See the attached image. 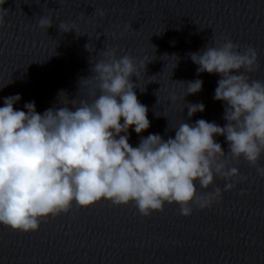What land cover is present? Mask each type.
<instances>
[{
  "label": "water",
  "instance_id": "1",
  "mask_svg": "<svg viewBox=\"0 0 264 264\" xmlns=\"http://www.w3.org/2000/svg\"><path fill=\"white\" fill-rule=\"evenodd\" d=\"M42 15L53 19L47 31L38 27ZM0 16V107L16 94L21 100L14 109L26 111L25 103L35 101L41 114L59 103L62 91L90 100L78 82L92 75L107 48L148 62L139 80L132 77L150 121L140 135L129 129L134 147L150 133L174 137L172 129L184 122L227 123L224 102L214 99L219 74L198 75L190 53L224 37L241 51L252 46L260 67L248 75L264 81V0H5ZM61 22L75 24L78 34L61 32ZM197 78L202 90L183 99L182 82ZM187 103H203L205 110L189 118ZM214 139L227 153L226 138ZM258 163L264 167V155ZM229 167L239 170L230 181L235 187L224 191L229 181L219 177L207 190L197 182L198 193L219 187L222 198L206 209L193 204L187 217L175 203L144 217L134 203L101 199L79 208L73 202L36 231L0 224V264H264V178L243 158Z\"/></svg>",
  "mask_w": 264,
  "mask_h": 264
},
{
  "label": "clouds",
  "instance_id": "2",
  "mask_svg": "<svg viewBox=\"0 0 264 264\" xmlns=\"http://www.w3.org/2000/svg\"><path fill=\"white\" fill-rule=\"evenodd\" d=\"M4 2L0 0V5ZM52 26L51 16H38L39 28L47 31ZM59 29L78 34L75 24L61 22ZM223 39L218 46L210 43L189 54L198 75L220 76L214 99L224 102L223 127L204 119L184 122L172 129L174 137L150 133L132 146L129 129L140 135L150 127L148 107L138 100V86L132 81L133 76L140 79L148 62L118 56L116 48L99 52L102 58L93 63L92 75L79 80V91L87 89L90 100L69 99L62 91L59 103L41 114L35 101L25 103L26 111L14 109L19 94L4 98L0 224L36 231L42 220L67 213L73 202L79 208L101 199L114 206L134 203L144 217L163 211L165 203H175L187 217L193 204L206 209L222 198L219 187L198 193L197 182L207 190L219 177L229 181L224 191L235 187L230 181L240 174L229 167L232 161L243 158L264 178V167L258 163L264 155V81L248 75L260 67L258 52L252 46L241 51L231 39ZM182 83L186 85L183 99L203 87L199 78ZM185 105L189 118L205 110L203 103ZM216 136L226 138L227 153Z\"/></svg>",
  "mask_w": 264,
  "mask_h": 264
}]
</instances>
